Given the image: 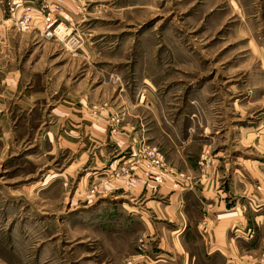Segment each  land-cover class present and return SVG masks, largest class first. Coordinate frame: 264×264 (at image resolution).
Returning a JSON list of instances; mask_svg holds the SVG:
<instances>
[{
	"label": "rangeland",
	"instance_id": "obj_1",
	"mask_svg": "<svg viewBox=\"0 0 264 264\" xmlns=\"http://www.w3.org/2000/svg\"><path fill=\"white\" fill-rule=\"evenodd\" d=\"M13 1L0 0V16H10ZM21 2L34 8V27L16 29L18 8L0 41V264H128L146 238L153 258L159 245L180 254L173 236L153 232L159 220L142 195L115 192L123 184L113 185L112 163L71 169L78 154L61 138L72 136L77 117L86 133L93 117L109 115L111 129L160 148L183 179L218 167L228 184L238 161L253 190L264 151V0ZM51 22L56 34L47 36ZM166 128L185 153L166 154ZM174 192L196 215L202 197ZM192 232L182 238L186 249L202 242Z\"/></svg>",
	"mask_w": 264,
	"mask_h": 264
},
{
	"label": "crops",
	"instance_id": "obj_2",
	"mask_svg": "<svg viewBox=\"0 0 264 264\" xmlns=\"http://www.w3.org/2000/svg\"><path fill=\"white\" fill-rule=\"evenodd\" d=\"M110 118L109 115L107 119L93 117L91 126L87 125L91 131L87 130L84 133L85 122L77 117L74 125L76 130H71L72 136H62L61 141L65 148L69 152L73 151L78 154L71 169L85 168L98 172L110 163H112V168H115L124 159L125 153L120 155L123 149L136 144L139 140L137 139L138 134L132 133L131 130L117 132L111 129L110 126L114 124ZM163 131L170 137L169 143L165 145L162 143L168 149V151L165 150L166 154L176 157L179 152L185 153V147L178 146L176 143L178 138L175 130L166 128ZM244 135L243 130L240 138L244 139ZM148 137L150 140V136ZM150 142L159 143L151 140ZM190 142L191 139H188L183 143ZM123 145L124 148L121 149ZM258 156L254 167L258 174L254 175L255 180L252 179L254 181L253 190L245 186L242 169L236 166L238 161L232 166L233 180L228 184L223 180L225 176L218 172V167L214 168L210 174L200 173V178L198 176L196 180L186 173L187 178L180 181L181 188L172 186L176 180L175 176H167L166 183L157 186L152 184L128 186L126 179L112 180L113 185L123 184L121 185L122 190L119 188L115 190L118 195L127 197L130 201H135L140 195L144 197L149 213L159 220L156 222L158 227L155 223L151 224L156 236L165 238L169 234L174 237V241L180 242L182 247L178 255L172 248L156 246L160 248V252H157L153 258L151 255L153 251L149 249L150 240L146 238L145 248H141L140 253L131 259V264H168L164 263L165 255L171 260L169 264H203V261L216 258L222 260L223 264H264L262 258L264 251V151ZM224 163L226 164L227 160H224ZM225 166L224 170L222 167L220 170L227 171ZM178 189L193 191L202 197L200 202L196 203L199 208L196 215H189L184 211V201L174 192ZM168 195L170 196L167 197ZM160 228H162L161 231ZM187 229H194L191 238L198 237L202 241L198 248L193 247V239L189 242L188 248L190 249L183 247L181 241ZM173 255L177 257V261H172Z\"/></svg>",
	"mask_w": 264,
	"mask_h": 264
},
{
	"label": "built area",
	"instance_id": "obj_3",
	"mask_svg": "<svg viewBox=\"0 0 264 264\" xmlns=\"http://www.w3.org/2000/svg\"><path fill=\"white\" fill-rule=\"evenodd\" d=\"M20 8V15L16 18V9ZM44 11V9H42ZM10 16L4 18L3 15L0 16V41L3 37V28L6 26L8 21H12L16 18L13 25L19 31H29L36 23V13L31 5L24 4L21 0H14L12 6L9 8ZM54 22L46 23L44 25V31L47 36H53L56 34V30H52L51 26ZM59 31L61 28L59 27ZM131 158L128 163L115 167L109 172L111 175L117 179H126L128 186H133L134 184L143 185H162L165 183L167 176H175L176 180L172 184L173 187H180V181L185 175L183 173H178L177 170L171 168L166 161L165 154L157 146L149 145L144 141H140L134 146L131 153ZM201 165L204 164V156L200 162ZM106 180L102 182L101 185L102 192L107 193ZM99 186L95 190H98ZM131 264V262H128Z\"/></svg>",
	"mask_w": 264,
	"mask_h": 264
}]
</instances>
